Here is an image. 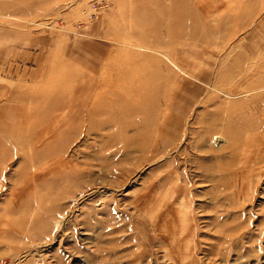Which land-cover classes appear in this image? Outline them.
<instances>
[{
    "label": "rangeland",
    "instance_id": "obj_1",
    "mask_svg": "<svg viewBox=\"0 0 264 264\" xmlns=\"http://www.w3.org/2000/svg\"><path fill=\"white\" fill-rule=\"evenodd\" d=\"M0 141V264H264V0H0Z\"/></svg>",
    "mask_w": 264,
    "mask_h": 264
},
{
    "label": "bare ground",
    "instance_id": "obj_2",
    "mask_svg": "<svg viewBox=\"0 0 264 264\" xmlns=\"http://www.w3.org/2000/svg\"><path fill=\"white\" fill-rule=\"evenodd\" d=\"M151 28V27H150ZM153 28V27H152ZM155 29V28H154ZM154 29H152V30H154ZM148 95V93H141V94H139V96L138 97H140V103L141 104H139V107H144V102H142L141 101V99L143 100V99H145L146 98V96ZM165 97V96H164ZM159 99H161V98H159ZM158 99V100H159ZM170 99V98H169ZM163 100H165L164 98H163ZM137 101H139L138 99H137ZM115 102V101H114ZM173 103V101H172V99H171V102L168 100L165 104H166V110H167V112H166V114H164V116H163V120H164V124H161L160 125V123L159 122H157L156 121V119H157V117H158V119H160L159 118V108H158V105L157 104H154L152 107H151V112H149L148 114H144V116H142V114L140 113L139 115V117H141L142 118V122L139 124H137L136 125V127L135 128H141L142 129V131H143V134H138V135H135L134 136V139H133V142L131 143V145H132V147H134V146H137V144L138 145H140L141 143H143L142 142V138L144 137V135H148L149 133H151L150 131H151V129H153V126H154V128H155V126H157L158 128H159V138L161 137V135L163 134V132L168 128V126L170 125L169 123L171 122V116H172V114H171V110H170V106H171V104ZM47 108V107H46ZM53 108H55V107H53ZM57 108V107H56ZM100 108V107H99ZM148 108H149V106H148ZM52 109V108H51ZM85 109V108H84ZM140 110V109H139ZM173 110V109H172ZM54 111V110H53ZM146 111V110H145ZM148 111V110H147ZM174 111V110H173ZM52 113V112H51ZM151 113V114H150ZM176 113V112H175ZM89 114V113H88ZM50 116V115H49ZM87 116V115H86ZM160 117H161V115H160ZM45 118V117H44ZM49 118V117H48ZM95 119V118H94ZM93 120V119H92ZM89 121H91V120H89ZM159 121V120H158ZM75 122V121H74ZM78 122V121H77ZM96 122V121H95ZM100 122H102V121H100ZM92 123H94V122H92ZM103 123V122H102ZM123 123V122H122ZM157 123V124H156ZM67 124V123H66ZM65 124V125H66ZM75 123H72L70 126H64L65 128L63 129V130H65L66 128H68V129H70L71 128V130H73V129H75V130H77L76 132H75V134H70V139H72L73 141H74V139L77 137L78 138V135L80 136V135H84V136H86L87 137V135L89 136L90 134H95L97 137H103V136H109L108 135V132H107V130L106 129H96V130H94L92 127H87V129L85 130V128H84V130L85 131H83L82 129H80V128H77L76 127V124L74 125ZM73 125V126H72ZM132 125V124H131ZM42 126V125H41ZM205 126H207V125H205ZM39 127V126H38ZM70 127V128H69ZM83 127V126H82ZM156 127V128H157ZM208 127V126H207ZM30 128V127H29ZM111 128V127H110ZM129 128V127H128ZM128 128H125L123 131H125V132H129V129ZM131 128V127H130ZM154 130V129H153ZM206 130V129H205ZM204 129H203V131H205ZM213 129L211 128V129H209V131L211 132ZM66 131V130H65ZM64 131V132H65ZM207 131V130H206ZM205 131V132H206ZM207 132V134H209L210 132ZM26 132V131H25ZM30 132V131H29ZM153 132V131H152ZM28 133V132H27ZM62 133V132H61ZM155 133V132H154ZM212 133V132H211ZM64 134V133H63ZM62 134V135H63ZM23 135V134H22ZM34 135V134H33ZM58 135V134H57ZM29 136V135H28ZM137 136V137H136ZM23 137V136H22ZM30 137H32V136H30ZM81 137V136H80ZM116 137V136H115ZM157 137V138H158ZM208 137V136H207ZM62 138H63V136H62ZM84 138V137H83ZM145 139V138H144ZM25 140H26V137H25ZM24 140V141H25ZM56 140V139H55ZM54 140V141H55ZM147 141V140H146ZM26 142V141H25ZM29 142V141H28ZM71 142V141H70ZM27 143V142H26ZM53 143V142H52ZM55 143V142H54ZM72 143V142H71ZM68 144H70V143H68ZM107 144V143H106ZM113 144V143H112ZM144 144V143H143ZM0 145L2 146V145H4V141H0ZM53 145V144H52ZM7 146V145H6ZM92 146V145H91ZM142 146H144V145H142ZM32 147V146H31ZM81 147V146H80ZM130 147V145H127L126 146V148H129ZM51 148V147H50ZM49 147H48V149H50ZM53 148V147H52ZM56 148V147H55ZM60 148V147H59ZM82 148H84V146L82 147ZM96 148V147H95ZM99 148V147H98ZM135 148V147H134ZM144 148V147H143ZM47 149V150H48ZM61 149V148H60ZM140 149V148H139ZM53 150V149H52ZM51 150V151H52ZM95 150V149H94ZM145 150V149H144ZM112 151V150H111ZM110 151V152H111ZM49 153V152H48ZM52 153V152H51ZM143 153H144V151H143ZM38 156V155H37ZM89 158V157H88ZM73 167V166H72ZM80 167V166H79Z\"/></svg>",
    "mask_w": 264,
    "mask_h": 264
}]
</instances>
